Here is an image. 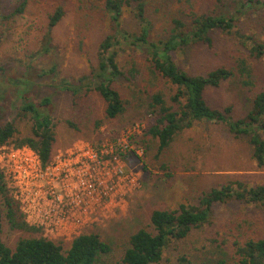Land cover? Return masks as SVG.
<instances>
[{"label":"rangeland","instance_id":"1","mask_svg":"<svg viewBox=\"0 0 264 264\" xmlns=\"http://www.w3.org/2000/svg\"><path fill=\"white\" fill-rule=\"evenodd\" d=\"M187 1L201 14L236 17L231 34H213L212 47L192 44L174 53V59L188 73L205 75L220 67L231 69L239 57H248L257 76L254 91L242 88L237 79L205 91L210 107H232V117L242 118L252 108L254 93L264 87V57L252 58L237 33L264 42V6L250 5L239 13L236 0H148L147 16L154 25V39L166 38L174 19H186L183 10ZM23 3L24 10L15 13ZM60 7L65 15L50 29V17ZM124 28L131 32L139 28L130 13L125 15ZM111 33L99 0H0V104L9 101L3 111L8 115L0 126L15 120L16 137L33 136V120L19 117L21 107L27 98H50L48 108H52L56 135L50 162L74 145L95 150L114 146L119 151L116 155L123 159L124 171L134 175L135 188L123 198V206H115L107 217L95 214L90 223L72 222L59 232L34 234L68 247L77 231L98 233L112 248L98 264H118L133 234L143 228L154 232V210H173L181 204L198 206L203 194L236 180L250 187L264 184V168L253 159L249 140L233 135L223 123L202 122L185 129L160 161L153 158L152 151L144 154L139 140L153 118L149 96L141 92L149 66L147 55L139 49L126 46L119 56L123 75L114 85L128 102L127 110L115 120L107 119L105 103L92 83L100 46ZM27 80L31 82L26 84ZM124 147L129 152L122 153ZM11 148L18 147L12 143L0 146V156ZM0 208L5 212L1 194ZM28 235L11 229L4 215L2 237L7 246L14 247L20 237ZM248 239H264V207L237 200L217 203L210 221L192 229L187 238L172 240L159 264H211L223 253L228 264H234V243Z\"/></svg>","mask_w":264,"mask_h":264},{"label":"trees","instance_id":"2","mask_svg":"<svg viewBox=\"0 0 264 264\" xmlns=\"http://www.w3.org/2000/svg\"><path fill=\"white\" fill-rule=\"evenodd\" d=\"M108 16L112 33L100 46L98 66L93 75L94 90L105 103L104 114L115 120L127 110L128 102L121 96L114 83L123 75L119 56L126 46L143 51L148 67L144 72L143 92L149 96L148 107L153 121L139 146L145 155L155 153L160 161L166 151L185 129L196 123H223L229 132L237 137H246L253 149V159L259 168H264V87L254 93L253 104L242 118L232 117V107L215 109L207 104L205 91L219 88L222 84L237 79L242 88L252 92L257 86V76L248 57L241 56L231 69L220 67L205 75H192L180 67L174 53L189 45L203 43L212 47L216 32L231 34L236 27V17L224 14L198 13L189 1L185 2L182 18L172 21L169 35L160 40L153 38L154 25L147 16L148 0H99ZM183 0H180L182 2ZM220 1V0H218ZM239 13L250 5L264 6V0H236ZM188 7H187V6ZM23 3L15 13L24 10ZM126 13L138 20V30L124 28ZM60 7L50 17V29L64 17ZM243 46L249 47L250 56L264 57V42L245 34H238ZM31 68V67H30ZM137 71H133L135 75ZM35 73L31 70V77ZM86 80V79H84ZM31 81L26 82L28 84ZM25 99L19 117L33 120V136L16 137V122L9 121L0 128V146L15 144V147H29L35 151L43 165L52 159L56 135L53 130L51 99ZM48 106H50L48 108ZM99 123V122H98ZM96 123L95 128L99 127ZM71 126H74L70 123ZM0 176V194L4 200L5 212L0 208V264H98L103 256L111 253V246L98 233H85L75 237L68 247L46 237H38L40 228L29 225L19 203L7 192ZM237 200L264 207V184L250 187L241 181L214 188L200 198L198 206L181 204L173 210H154L151 225L154 232L140 229L131 236L130 246L123 253L118 264H159L166 247L172 240H182L192 229L210 221L213 207L217 203ZM4 215L13 230L29 233L18 239L14 247L3 241ZM234 264H264V239H248L234 243L232 255ZM211 264H228L225 253Z\"/></svg>","mask_w":264,"mask_h":264},{"label":"built area","instance_id":"3","mask_svg":"<svg viewBox=\"0 0 264 264\" xmlns=\"http://www.w3.org/2000/svg\"><path fill=\"white\" fill-rule=\"evenodd\" d=\"M110 148L74 145L46 165L29 147L11 148L0 156V176L26 222L49 235L72 222L90 223L95 214L107 217L115 206H123V198L135 188L134 175L124 171L117 148ZM127 151L128 147L121 149ZM82 234L77 231L76 237Z\"/></svg>","mask_w":264,"mask_h":264},{"label":"flooded vegetation","instance_id":"4","mask_svg":"<svg viewBox=\"0 0 264 264\" xmlns=\"http://www.w3.org/2000/svg\"><path fill=\"white\" fill-rule=\"evenodd\" d=\"M1 71H2V69L0 68V75H1ZM8 102H9V101L7 100L6 102L3 101V103L0 104V122H1L4 118L7 117L6 115H8V113L3 112L4 110H6ZM1 127H2V126H0V128H1Z\"/></svg>","mask_w":264,"mask_h":264}]
</instances>
